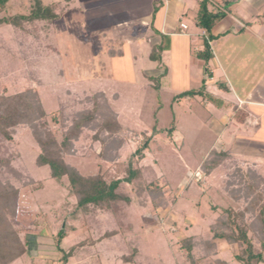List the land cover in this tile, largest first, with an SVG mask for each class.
I'll return each instance as SVG.
<instances>
[{
    "label": "rangeland",
    "instance_id": "rangeland-1",
    "mask_svg": "<svg viewBox=\"0 0 264 264\" xmlns=\"http://www.w3.org/2000/svg\"><path fill=\"white\" fill-rule=\"evenodd\" d=\"M41 1L58 3L63 11L50 31L37 29L24 34L0 25V93L25 88L37 91L47 115L63 117L56 124L49 117L47 126L39 132L52 131L58 140L76 120V112L92 106V94L104 93L119 124L118 132L109 137L112 157L100 158L101 145L92 138L97 127L91 126L83 128L65 160L83 175L100 173L122 179L125 174L114 165L123 163L125 167L131 159L139 175L131 183L121 184L119 190L129 202L113 206L116 215H102L96 210L92 221L65 190V179L57 183L51 179L48 167L35 165L39 148L30 130L16 129L11 141H0V157L13 170L4 169L0 175L1 187L8 190L3 203H12L5 210L0 234H8V241L16 237L24 244L23 255L11 264H61L56 234L62 226L66 237L60 247L65 252L77 247L76 255L64 264H190L181 251V241L187 238L195 243L192 254L196 264H239L235 256L240 246L212 238L211 231L223 222L218 219L219 208H245L249 212L245 214L249 236L256 247L264 242L260 221L248 204L256 200L264 203V157L251 156L257 151L251 147L256 141L239 136L232 141L236 131L231 125L225 129L216 123L224 110L216 109L213 102L206 103L198 95L175 100L183 91L200 88L202 78L208 79L195 66L192 56L188 57L186 40L177 39L162 65H157L147 56L151 44L158 42L153 31L159 32L156 13V22L149 29L142 19L127 20L128 9L135 7L132 1ZM185 2L192 9L194 1ZM33 3L11 0L0 18L28 14ZM192 16L191 11L184 18L188 32L198 31ZM110 21L117 24L116 28L108 27ZM47 57L59 61L63 76L60 82L47 84L38 78L35 64ZM206 85V92L221 95L217 86ZM148 137L144 156H133ZM117 142L114 150L112 146ZM220 145L225 151L232 149L237 157L205 177L201 161L211 149L220 150ZM259 150L264 154V148ZM235 167L258 171L263 178L257 188L260 196L239 194L235 200L229 195ZM154 189L160 190L163 200L155 208L151 203L156 198ZM214 205L219 207L215 212L211 210Z\"/></svg>",
    "mask_w": 264,
    "mask_h": 264
},
{
    "label": "trees",
    "instance_id": "trees-1",
    "mask_svg": "<svg viewBox=\"0 0 264 264\" xmlns=\"http://www.w3.org/2000/svg\"><path fill=\"white\" fill-rule=\"evenodd\" d=\"M11 0H0V12H3L8 6ZM69 1V0H68ZM209 0H200L198 4V11L194 18L195 26L202 31V49L194 52V57L204 63L203 72L206 77L210 78L211 73L208 68V62L212 58V50L210 42L215 39L211 35V29L216 22L225 17V13L209 9ZM157 12V7L154 6L153 14ZM63 11L58 3L44 4L41 0H34L32 8L28 14L13 15L11 17L0 18V25H9L24 34H30L37 32L38 30L50 31L51 25L54 21L60 18ZM43 24L42 27H39ZM31 28V30H29ZM33 29V30H32ZM155 31V35L158 36L159 42L151 48L148 59L151 62L162 65L161 54L170 48V37L163 33ZM112 51V50H111ZM113 52V51H112ZM111 52V54H112ZM121 56V52H117ZM37 76L40 80L47 84L60 82L63 78L61 68H59V61L52 58L40 59L36 62ZM57 68V69H56ZM165 74V69L163 75ZM157 78H160L161 76ZM32 76V73H31ZM41 82V81H40ZM222 84H218L221 88ZM225 90V88H223ZM201 96L206 102H213L217 107L221 106L222 101L216 99L210 93L205 91V80L203 79L198 89H192L183 91L175 97L176 99L194 98L195 96ZM97 97L101 101H97ZM92 106L89 109H85L77 113L76 120L72 122L70 128L61 134V139L58 140L57 135L52 131H46L44 134L39 132V128L47 126V120L50 117L52 122L59 123L61 118L55 116H49L38 96L37 91L32 88H25L15 93H9L4 90L0 93V141H11L12 134L18 128L26 127L30 130L34 142L39 148V153L35 159V165L37 167H48L50 177L55 182H62L66 180L65 190L68 194L75 198L77 207L84 213H88L92 221L94 212L97 210L102 215L111 214L116 215L113 206L119 202H129L128 196L121 193L119 190L121 184H129L133 180L138 179V170L132 166L131 159L124 167L123 163H117L114 165L116 170L120 173L123 172L125 176L122 179H112L110 175H102L100 173L96 175H83L75 166L66 162L65 156L70 155L74 149V143L82 134L84 127H97L93 141L101 145V151L99 156L103 160H108L112 157V151L109 149L110 139L109 137L116 134L119 129V124L115 120V116L112 113L111 104L104 93H94L90 98ZM97 101V102H96ZM238 117V116H237ZM60 119V120H59ZM59 120V121H58ZM149 137L144 140L141 147L138 148L133 156L142 158L143 151L148 148ZM113 145V149H117V146ZM109 144V146H108ZM114 153V151H113ZM114 156V155H113ZM234 156L225 150L211 149L207 156L201 161V172L205 177H210L212 173L218 168H224L228 166L227 160H233ZM233 163V162H232ZM13 171L8 161H2L0 157V175L3 170ZM2 176V175H1ZM233 188L229 192L232 198H236V195L244 197L253 195V198L260 196L257 192L260 183L263 178L256 169L253 168H241L235 167L232 172ZM0 184V227L2 226L3 219L6 216L5 210L12 206V203L8 201L3 203V197L6 195V188L1 187ZM7 185V184H6ZM11 193L15 194V191L11 189ZM153 195L156 198H152L151 203L155 208L163 200L161 199V193L159 189H154ZM152 195V196H153ZM239 195V196H240ZM162 200V201H161ZM159 201H161L159 203ZM254 211L255 218L260 221V227L264 235V203L258 200L248 201ZM219 208V207H218ZM215 205L211 207L213 212L218 209ZM250 208V210H251ZM4 211V214H3ZM219 220H223L222 224L217 225L215 229L211 231L212 238L219 240H226L231 243H235L240 246V252L235 256V260L239 264H263L264 263V242H260L259 247H256L252 238L249 236L248 223L245 222V214L249 213L245 208L241 211H235L233 208H219ZM222 218V219H221ZM120 229L122 224L118 223ZM131 228V225L128 226ZM69 230H73L72 228ZM129 230V229H128ZM114 234V233H113ZM9 235L0 234V264H11L18 260L24 253V244H20L17 238H6ZM66 237V232L63 226L58 230L56 234V248L62 253L61 264L67 262V259L75 254V249L69 248L67 252L63 251L60 247L61 242ZM192 239L187 238L181 241V251L186 253V258L190 264H196L195 258L192 254L193 251ZM76 255V254H75Z\"/></svg>",
    "mask_w": 264,
    "mask_h": 264
},
{
    "label": "crops",
    "instance_id": "crops-1",
    "mask_svg": "<svg viewBox=\"0 0 264 264\" xmlns=\"http://www.w3.org/2000/svg\"><path fill=\"white\" fill-rule=\"evenodd\" d=\"M124 1H132L135 4L134 8L128 9L127 20L142 19L143 24L149 29L156 19L152 14L154 6H157L156 17L159 20L156 27L160 33L170 37V48L161 54L162 60L166 54L171 53L177 39H185L188 57L192 56L195 66L202 70L203 75L204 63L194 57V52L202 49L203 33L194 23L200 0H193L192 9L185 0ZM209 3L210 10L225 13V17L216 22L211 29V35L215 37L210 42L212 58L208 62V68L211 77L205 81V85L208 86L222 84L221 88L217 86V91L221 95L208 92L222 101L220 107L214 105L216 109L224 110V116L216 120V123L218 121L217 124L224 126L225 129L230 125L235 129L233 142L237 136L242 140L256 141L251 143V147L257 150L251 156L264 157L259 150L264 148V0H209ZM80 5L84 7L83 2ZM191 11L194 26L199 32H188L189 27L184 22V18ZM108 25L112 28L117 26L113 21L108 22ZM180 25H185L186 28L182 29ZM146 36L145 43L148 39ZM157 41L159 42V38ZM208 88L206 85L205 91ZM225 117L227 121L223 120ZM220 146L222 147L220 150H224V145ZM228 152L237 157L232 149Z\"/></svg>",
    "mask_w": 264,
    "mask_h": 264
},
{
    "label": "built area",
    "instance_id": "built-area-1",
    "mask_svg": "<svg viewBox=\"0 0 264 264\" xmlns=\"http://www.w3.org/2000/svg\"><path fill=\"white\" fill-rule=\"evenodd\" d=\"M182 28H185V26H184V25H182Z\"/></svg>",
    "mask_w": 264,
    "mask_h": 264
}]
</instances>
